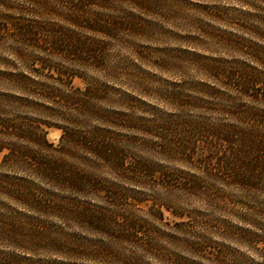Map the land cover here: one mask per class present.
I'll list each match as a JSON object with an SVG mask.
<instances>
[{"label": "rangeland", "instance_id": "1", "mask_svg": "<svg viewBox=\"0 0 264 264\" xmlns=\"http://www.w3.org/2000/svg\"><path fill=\"white\" fill-rule=\"evenodd\" d=\"M0 264H264V0H0Z\"/></svg>", "mask_w": 264, "mask_h": 264}, {"label": "trees", "instance_id": "2", "mask_svg": "<svg viewBox=\"0 0 264 264\" xmlns=\"http://www.w3.org/2000/svg\"><path fill=\"white\" fill-rule=\"evenodd\" d=\"M252 82H255L254 80L252 81H250L249 83L251 84ZM227 141V140H226ZM230 140H228V142H229ZM92 147H93V149L96 151V152H101V147H100V145L99 144H97V143H93L92 144ZM102 152H104V151H102ZM17 154H18V152L16 151V154H15V156L17 157ZM236 154V153H235ZM19 156H21V153H20V155ZM15 157V158H16ZM42 170H43V173H45V174H47L46 172H47V168L46 167H43L42 166Z\"/></svg>", "mask_w": 264, "mask_h": 264}]
</instances>
